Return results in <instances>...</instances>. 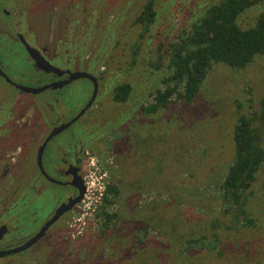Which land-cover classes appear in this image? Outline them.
Returning a JSON list of instances; mask_svg holds the SVG:
<instances>
[{
  "label": "flooded vegetation",
  "instance_id": "1",
  "mask_svg": "<svg viewBox=\"0 0 264 264\" xmlns=\"http://www.w3.org/2000/svg\"><path fill=\"white\" fill-rule=\"evenodd\" d=\"M110 1L83 0L81 4L74 7L68 3L60 5L50 2L48 5H43L42 0H23L20 4L15 2L11 12L6 8L1 7L0 9L5 12V15H11L14 18L13 23L8 24L9 27L5 25L3 27H6L8 31V39L20 44L27 62L36 75L33 78L35 85L26 86L12 81L0 68V81L4 86H9L18 92L38 94L49 90L50 96H52L48 100H40V104L44 107L42 113L46 116L38 118L36 122L27 111L15 118L12 105L7 106L9 110L5 111L8 115L7 120L1 117L2 113H0V261L4 256L16 255L13 260L2 261L1 264L15 263L20 257H29L32 260L31 263L36 264L44 258L46 260L50 251H53L50 249L53 240L56 241L53 238L49 239L48 234L59 231L58 226H55L57 223L62 224L61 230L64 228L65 238L73 240L82 234L87 222L91 219L96 221L101 228L109 222H114L115 215L118 220L122 215L121 210L113 211L111 207L119 209V203L124 204L125 197L119 194V191L124 187L125 190L136 187L134 195L138 199H132V203L137 207L149 205L152 199L156 201L155 206L164 202L168 205L173 203L179 218L184 217L183 213L187 208H183L187 207V204L191 206L192 199H220L217 187L233 153L231 135V157L216 185L212 184L205 175L195 173V171L198 172V161L192 160L190 165L189 163L182 165L185 163L183 161L184 150L188 148L189 151H194L198 146L195 145V142V144L184 146L186 135H184L183 129L178 133L174 132L172 127L170 128V132L177 135V141L180 140L177 145L179 150L176 145L173 146L175 142L164 146L166 139L154 144L153 149L156 150L154 167H158V169L152 172L150 178L152 182L147 181L148 177L146 179L140 177L141 167L136 170L137 161L135 152L132 150L134 127L137 123L141 125L144 122H154L153 118L150 119L152 113L144 112L140 107L152 103L154 91L161 88L160 85L149 91L145 82L142 83V74L145 72V81L148 78L153 80V77L161 75L162 70L160 69L167 65V56L171 54L188 30L180 31L179 34L177 31L163 50L156 43L152 49L151 42L154 32L153 28L151 29L152 24L163 18L157 13L158 11L154 10L152 0H140L142 2L138 6L136 5L137 0H121L114 4V7H111ZM184 2L180 1L178 8H181ZM210 2L213 1L203 4L201 8L203 9ZM146 11H148L147 17L144 16ZM199 13L200 10L194 11L191 18H188L189 28ZM174 21L173 12H169L167 22L173 25ZM38 26L39 35L36 33ZM118 44L121 45L120 52L126 51V47L128 51V59H124L122 66L117 63L113 64L111 61L113 59L111 49L116 48ZM26 47L34 50L36 57L45 64L48 71L36 65ZM152 57L155 58V62L149 63L147 69L146 62ZM161 57L163 61L159 64ZM143 58H145L144 71L142 69ZM214 64L216 63H212L209 69L214 67ZM73 73H86L92 78L89 79L86 76L72 78ZM162 74L167 76L169 70H165ZM77 79L86 80L90 86V92L79 104L80 106L73 111L74 113L65 120L59 121L57 112L50 115L55 111L52 109V105L59 103L55 94ZM17 85L43 88L37 92H27L18 88ZM120 86H128V93L124 99L118 100L115 98V92ZM38 110L40 109L38 108ZM249 110H251L250 107L246 109V111ZM0 112H4V110H0ZM244 112L237 113L234 123L237 116ZM76 122H78L76 134L70 132L66 140L64 139L59 144L55 143V147H53L54 145L49 146L55 136ZM11 127H15L17 131L12 133ZM154 132H159V130ZM128 138L131 139L126 142ZM123 139L125 142L122 147L115 149L114 143ZM160 144L164 146L162 149L168 148L169 150L166 155H162L163 158L168 157L167 155L170 153L174 154L176 160L180 161L181 157V164L178 163V166H174L179 167L176 171L164 169L166 165L172 166L168 161L158 158L161 152L157 153L158 148L156 147ZM47 145L50 149L56 148L57 153L49 156L44 163L43 152ZM29 146L34 147L33 154L32 151L30 152ZM205 153L202 147L201 155ZM29 157L33 158L31 174L28 171L24 172L20 167L25 161L27 162ZM127 171H133V177L137 175L138 178L140 177L139 181H135L136 183L133 185H130V181L124 184L120 177ZM136 171H139L140 174L134 173ZM90 175L96 176L93 183L92 181L90 183ZM174 183L180 184V193L173 188ZM107 184L115 185L118 190L116 196H112L111 193L105 194ZM50 186L64 187L67 192L51 196L52 199L57 200L51 202L48 206L49 211L37 220L34 201L39 198L47 199L46 197L50 196L47 188ZM165 186L168 187L165 188ZM184 186L186 189H183ZM153 188L154 190H152ZM195 190L201 193L198 195L199 197H196ZM104 196L107 199H103ZM73 199L78 200L65 208ZM192 207H188V211L192 209V214L201 213L200 209L196 208L197 204ZM102 210L111 216L110 220L104 224ZM138 211L140 209L136 213ZM156 211L152 215L153 220L150 225L144 227L145 230L143 229L145 235L152 233L164 235L172 244L182 242V244H189L196 248L200 247V244H204L203 241L209 237L208 233L202 231L203 228L207 229L204 222L198 233L196 229H192V231L189 229L181 233L182 231L174 229V225H169V223L165 229L161 230L159 222L164 219L165 213L163 210ZM55 214V218L45 226L44 224ZM42 227H44L42 234L28 246L11 251L23 246ZM188 234L199 240H189ZM62 238H64L63 235ZM168 248L169 245L164 249V255L169 257L170 253V257L176 259V256ZM40 254H48V256L45 255L37 259L36 255L41 256ZM39 264L42 263L39 262ZM78 264L80 263L78 262Z\"/></svg>",
  "mask_w": 264,
  "mask_h": 264
},
{
  "label": "rangeland",
  "instance_id": "2",
  "mask_svg": "<svg viewBox=\"0 0 264 264\" xmlns=\"http://www.w3.org/2000/svg\"><path fill=\"white\" fill-rule=\"evenodd\" d=\"M22 1L0 0V9L1 7L6 8V10L11 12L13 4L15 2L20 4ZM82 1L42 0V3L43 5H48L50 2L60 5L68 3L76 7ZM120 1L111 0L109 3L111 7H114V4ZM142 1L137 0L136 5L138 6ZM180 1L182 0H152L154 10L158 11L157 13H159L160 17H163L157 20L155 24H152L151 29L153 28L154 30L151 42L152 49L156 43L163 50L166 47V43L177 31L179 34L180 31L186 32L188 30V18H191L192 12L201 11L203 4L217 0H183L185 1L183 6L178 8ZM259 10V7H249L238 17L237 22L242 27L251 25ZM169 12H173L175 17L173 25L167 22ZM13 19L11 15L7 16L5 12L0 10V68L12 81L21 85L33 86L35 85L33 78L36 75L27 62L22 47L17 41L11 42L8 39V31L6 27H3V25L9 27L8 24L13 23ZM38 30L39 26L36 29V33H38ZM120 47L121 45L118 44L116 48L111 49L113 54L111 61L113 64L117 63L122 66L124 59H128V51L126 47V51L120 52ZM56 55L59 56L58 54ZM154 62V57L149 59L146 62L147 69L149 68V63ZM144 64L145 58H143V71L145 70ZM209 70L203 85L199 88L200 91L191 99L190 103L173 100L168 103L165 109L159 110L155 116L150 118H153L154 122H144L141 125L137 123L134 127L132 150L135 152V160L137 161L136 170L140 167L142 168L141 174L139 171L134 173L140 174L142 179L148 177L147 181L152 182L150 179L152 172L158 169V167H154L156 155V150L153 149L154 144L160 143L163 139L167 140L164 146L167 144L171 145L174 142L173 146L179 144L180 140L177 141V135L170 132L172 127L174 132L178 133L183 129V133L186 135L184 146L195 143L196 146L198 145L194 151H189L188 148L184 150L183 161L185 163H182V165H187V163L190 165L192 160L198 161V172L195 171L196 174L205 175L214 185L220 181L231 157L230 133L235 116L239 112L246 111L248 107L255 109L257 99L264 91V55L254 56L252 61L242 68L233 69L225 64L216 63ZM144 73L142 74V83L144 84L145 82L149 91L160 86V82L158 83L159 75L153 77V80L148 78L145 81ZM155 78L156 80H154ZM89 92L90 86L86 80L77 79L72 81L69 86L64 87L58 94L54 92L59 103L52 105V109L55 111L49 114L54 115L57 112L59 121L65 120L74 113L73 111L80 106L79 104L83 102ZM50 95L49 90H44L38 94L18 92L9 86H4L2 81H0V110H4V112H0L2 113L1 117L7 120L8 115L5 111L9 110L7 106L12 105L15 118L21 116L25 111L29 112L35 122L38 118H45L46 115L42 113L44 107L40 104V100H48L52 97ZM50 112H52L51 109ZM78 122L55 136L49 146L63 142L64 139H67L70 132L76 134L78 132ZM156 130H159V132H154ZM10 131L14 133L17 129L11 127ZM169 134L170 136H168ZM130 139L128 138L126 142H129ZM124 142L125 139L114 143L115 149L122 147ZM49 146L47 145L43 152L44 163L49 156L57 153L56 148L50 149ZM164 146L160 144L156 147L158 148L157 153L161 152L158 158L162 161H168L169 165L172 166L166 165L164 167L166 171H176L179 167L174 166H178V163L181 164V157L180 161L176 160L174 154L170 153L167 155L168 157L163 158L162 155H166L169 151L168 148L162 149ZM29 147L30 152L32 151L33 154L34 147ZM202 147L206 152L203 155H201ZM177 150H179L178 146ZM32 166L33 158L29 157L27 162L25 161L20 167L24 172L28 171L31 174ZM95 177L90 175V183L95 181ZM120 178L124 184L130 181V185L136 183L135 181H139L137 175L133 177V171L124 172ZM167 187L165 186V188ZM173 188L180 193L179 183H174ZM47 189H49L50 195L46 197L47 199L39 198L34 201V208L37 209L35 214L37 220L41 219L49 211L48 206L50 203L57 200L52 199L51 196H58L67 192L66 188L59 186H50ZM183 189H186L185 186ZM249 191L251 194L248 198L247 208L253 216L254 222L249 226L237 225L231 228L226 227L230 222L228 216L221 212L223 204L220 199H192L191 206L187 204V207L183 208H187L183 213L184 217L179 218L173 203L168 205L164 202L155 206L156 201L152 199L149 205L137 207L132 203V199H138L134 195L136 187L127 188L126 190L124 187V189L119 191V194L127 200H123L124 204L119 203V209L111 207L113 211L121 210V218L116 220L117 215H115L113 218L114 222H109L103 228L91 219L83 229L84 233L82 232L79 237L73 240L65 238L64 228L61 230V223L55 224V226H58L59 231L48 234L49 239H56V241L53 240L50 248L53 251H50L49 256L48 254L36 255L37 259L45 255L48 256L46 260L45 258L42 261L37 260V264L39 262L42 264H78V262L80 264H264V159L255 173V180ZM195 193L196 197L201 194L198 193V190H195ZM195 204L198 205L196 208H199L201 212L198 215L196 213L192 214V209L188 211V207L195 206ZM148 207L150 209H147ZM138 209L140 211L136 213ZM158 210H163L165 213L164 219L159 222V229H165L169 223V225H174V229L182 231L181 233L189 229L191 231L196 229L198 233L204 222L207 225V229L203 228L202 231L208 233L207 235L210 237H206V240L203 241L204 244H200V247L196 248L189 244H182V242L172 244L164 235L155 233L145 235L144 227L150 225L154 211L158 212ZM211 220H217L221 226L210 227ZM99 228L100 230H98ZM62 235L64 238H62ZM168 245V250L176 256V259L170 257V253L169 257L166 254L164 255V249ZM14 256L16 255H8L1 259L3 262H8L13 260ZM32 257L35 256L32 255ZM18 259L17 262L10 264H36L34 262L31 263L32 260L29 257H20ZM2 261H0V264Z\"/></svg>",
  "mask_w": 264,
  "mask_h": 264
},
{
  "label": "trees",
  "instance_id": "3",
  "mask_svg": "<svg viewBox=\"0 0 264 264\" xmlns=\"http://www.w3.org/2000/svg\"><path fill=\"white\" fill-rule=\"evenodd\" d=\"M249 7H259L260 10L251 25L242 27L237 19ZM147 14L148 11L144 16L147 17ZM256 55H264V0L210 2L200 11L183 39L167 56V65L163 66L165 69H160L161 88L154 91L153 102L140 108L155 116L173 100L190 103L200 91L212 63H222L238 69L250 63ZM162 61L161 57L159 64ZM167 69L169 74L163 76L162 73ZM127 93L128 86H120L115 92V98L124 99ZM256 104V109L240 114L233 124L232 158L217 187L223 204L221 212L228 216L230 222L226 227L249 226L254 222L247 208V201L255 173L264 159V91ZM107 193L116 196L118 190L115 185L107 184L105 194ZM105 196L103 199H107ZM101 215L103 224L111 218L104 210ZM214 226L221 224L217 220H211L210 227ZM187 237L189 240H199L191 234Z\"/></svg>",
  "mask_w": 264,
  "mask_h": 264
},
{
  "label": "water",
  "instance_id": "4",
  "mask_svg": "<svg viewBox=\"0 0 264 264\" xmlns=\"http://www.w3.org/2000/svg\"><path fill=\"white\" fill-rule=\"evenodd\" d=\"M27 51L29 52L30 56L34 59L36 65L46 71H48L49 69L45 66V64L42 62V61H39V58L36 57L35 53H34V50L32 48H28L26 47ZM77 77V76H86V77H89L92 78L90 75L86 74V73H79V74H76V73H73L71 75V77ZM71 79V78H70ZM18 88L24 90V91H27V92H37L39 90H41L43 87H40V88H30V87H25V86H20V85H17ZM60 128V127H59ZM53 133V132H52ZM78 199H73L72 201H70L66 206L65 208H67L72 202L76 201ZM56 216V214L49 220L47 221L44 225L46 226L48 224V222L52 221V219H54ZM43 229L44 227H42L39 232H37L32 238H30L28 241L25 242V244L23 246H20V247H17V248H14L12 249L11 251H16V250H19V249H22L23 247L25 246H28L36 237H38L39 235L42 234L43 232ZM6 252H9V251H6Z\"/></svg>",
  "mask_w": 264,
  "mask_h": 264
}]
</instances>
